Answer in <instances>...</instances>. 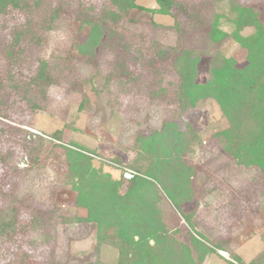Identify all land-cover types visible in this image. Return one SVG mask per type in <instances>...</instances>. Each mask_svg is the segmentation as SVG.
<instances>
[{"label": "rangeland", "instance_id": "obj_1", "mask_svg": "<svg viewBox=\"0 0 264 264\" xmlns=\"http://www.w3.org/2000/svg\"><path fill=\"white\" fill-rule=\"evenodd\" d=\"M174 1L186 9L177 16L183 28L182 44L187 42L186 49L198 52L193 55L198 58L194 66L186 59L178 63L183 75L192 70L186 87L207 81L213 59L232 58L236 68L246 64L245 51L231 39L202 46L197 42L215 17L218 28L232 31L227 1H212V5L211 0ZM233 1L264 17V0ZM23 5V11L9 10L0 16V36L13 45L14 35L20 33L15 50L27 58L44 60L53 86L43 90L28 84L27 73L35 70L25 64L20 66L23 74L12 67L11 77L0 79V93L7 95L0 97V104L8 109L0 116V159L10 156V165L18 166L11 169L0 161V222L4 223L0 228L19 211L13 233L0 238V264H117L118 250L97 241L96 224L69 226L59 220L62 216L85 218L87 214L86 209L75 206L74 181L63 149L76 143L93 151L97 157L92 165L97 168L99 159L104 161L102 173L120 181L119 191L124 193L126 181L135 174L127 166L129 162L140 163L142 173L155 162L140 152L139 138L161 130L165 123L175 124L192 142L190 154L181 161L191 168V179L198 186L180 211L163 191L158 192L167 231L181 245L189 246L192 236L210 248L212 252L202 264H237L238 260L241 264H264V176L254 167L237 164L218 147L215 135L228 123L215 100H199L194 108L178 110V79L171 72L168 51L181 42L174 29L175 19L132 9L112 22L105 16L107 11H116L109 0H24ZM136 5L157 9L154 0H136ZM192 6L203 10L205 27L188 26L187 12ZM83 21L105 23L104 49L96 50L94 62L85 58L82 62L77 56L78 45L91 29ZM249 34L251 30L243 31L244 36ZM158 49L166 53L160 58L165 72L146 75L148 81H140L135 77L140 67L133 60L146 51L157 54ZM6 59L0 50V74L6 70ZM136 60L143 67L149 63L147 55ZM25 69H29L27 73ZM123 71L134 80L124 77ZM32 105L36 107L33 111L29 109ZM31 120L32 127L20 126L23 134L8 129L14 122ZM183 215H188L189 225ZM34 220L41 225L36 234L39 240H33L34 233L29 231ZM40 237L46 242L41 243ZM35 242L39 246L33 247Z\"/></svg>", "mask_w": 264, "mask_h": 264}, {"label": "trees", "instance_id": "obj_2", "mask_svg": "<svg viewBox=\"0 0 264 264\" xmlns=\"http://www.w3.org/2000/svg\"><path fill=\"white\" fill-rule=\"evenodd\" d=\"M23 1L0 0V16H5L9 10H25ZM109 1L116 9V11L106 12L105 16L109 21L114 22L123 14L127 16L132 9L171 16L175 19L174 29L180 33L181 41L183 28L177 16L183 15L186 9L180 3L174 0H154L157 9H144L136 5V0ZM212 1L217 3L227 1L230 13L227 22L231 25L232 31L227 33L218 28V18L215 17L211 21L212 26L209 31L198 36L200 37L197 40L198 44L202 42L200 44L202 46L208 42L220 43L231 39L245 51L246 64L242 68H236V63L232 58H221L216 61L213 59L207 81L197 87L192 84L186 87L185 82L191 77L192 70L187 69L183 75L178 71V63L186 59L194 66L198 58H193V55L198 52L196 48L186 49L187 42L183 45L182 41L175 47L169 48L173 62L171 72L178 79L176 87V93H179L176 96L178 110L185 112L194 108L199 100L209 98L215 100L228 123L226 129L215 135L218 147L237 164L254 167L264 176V17L253 8L235 3L233 0H211V5ZM187 13L188 26L205 27L204 18L201 19L203 14L201 8L192 6ZM83 22L90 25L91 29L86 40L78 45L77 56L80 60L85 58L87 62H94L97 60L96 50L104 49L102 40L106 38L105 23ZM245 30H251V34L244 36L243 31ZM20 36V33L14 35L13 45H7L4 38L0 36V50L5 52L7 58L6 70L0 74V79L10 78L12 67L14 70L20 68L21 73L23 70L20 66L24 67L23 64H25L35 70L31 72L32 70L28 69L29 73H27L28 70L25 69L26 73L30 74L28 84L34 88L43 87V90L50 88L53 86V81L45 71L46 62L42 59L27 58V56H22V51L15 50L14 46L20 41ZM198 50L205 52L200 47ZM151 54L150 51H146L133 60V64L140 67L135 73V77L138 79L140 77V81H148L149 77L145 78L146 75L160 76L165 72L160 62L161 56L166 54L164 50L158 49L157 54ZM144 55H147V60L149 59V63L145 64L146 67L136 60L137 58L142 60ZM85 61L82 60V62ZM122 74L124 77L128 76L131 81L134 80L125 71ZM0 97L6 98L7 95L0 93ZM29 109L33 111L36 107L32 105ZM3 111H8V109L1 107L0 104V116ZM32 121L23 122L24 124L21 121L14 122L15 125L8 126V129L16 135L23 134L25 132L20 126L32 127ZM139 140L142 150L140 152L150 155L155 162L143 173V166L140 163L138 165L136 162H129L127 166H130L129 168H132L135 174L126 181L127 187L124 193L119 191L120 181L117 182L109 174L102 173L104 161L99 159L101 164L99 162L97 168L92 165L93 159L97 157L93 151L76 143L68 144L67 146L71 148L63 149L68 174L74 181L72 190L76 192L75 206L86 209L87 214L85 218L62 216L59 218L61 224L69 226L80 223L96 224L97 241L111 244L118 250L117 264H202L212 250L192 236L189 246L177 243L165 228L157 201L158 192L161 190L173 206L180 211L181 205L190 201L194 191L198 189L191 179V168L181 161V157L187 156V153L190 154L192 142L177 131L173 123H165L161 130L154 131L149 136L140 137ZM57 141H60L59 137ZM11 160L12 158L7 155L0 159L1 164L9 167ZM30 166L32 165H28ZM15 167L18 166L13 164L11 169ZM18 213H15V219L11 217L12 220H7V222L10 221L6 227L0 228V238L3 234L13 233ZM183 217L189 225L188 215H183ZM50 222L53 226L52 220ZM0 224L4 223L0 222ZM40 227L41 225L36 220L29 226V231L34 233L33 240H39L36 234ZM40 239L41 243L46 242L41 237ZM32 246L39 245L35 242ZM220 247L222 249L224 246ZM238 261L237 264H241ZM226 264L233 263L227 262Z\"/></svg>", "mask_w": 264, "mask_h": 264}]
</instances>
